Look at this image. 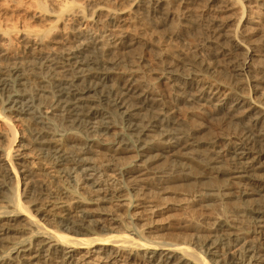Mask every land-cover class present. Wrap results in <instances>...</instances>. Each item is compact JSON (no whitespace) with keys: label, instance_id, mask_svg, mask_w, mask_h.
Wrapping results in <instances>:
<instances>
[{"label":"bare ground","instance_id":"bare-ground-1","mask_svg":"<svg viewBox=\"0 0 264 264\" xmlns=\"http://www.w3.org/2000/svg\"><path fill=\"white\" fill-rule=\"evenodd\" d=\"M10 1L46 23L0 14V264H264V0ZM179 192L221 206L194 246L145 229Z\"/></svg>","mask_w":264,"mask_h":264},{"label":"rangeland","instance_id":"rangeland-1","mask_svg":"<svg viewBox=\"0 0 264 264\" xmlns=\"http://www.w3.org/2000/svg\"><path fill=\"white\" fill-rule=\"evenodd\" d=\"M88 5H92V3L87 2ZM19 13L18 18L16 19L17 23H27L33 27H40L46 23V20L43 16L38 15L34 12V10L26 9L25 7L19 8L17 11L15 7H12V3L10 0H0V14L5 15L7 18H14V13ZM13 13V15H11ZM34 15L32 16V14ZM68 32V37H72L73 33L71 31V28ZM67 37V38H68ZM70 40V39H69ZM22 44L18 40L14 43L13 50L19 51L21 50ZM36 84V83H35ZM35 89H38V85L35 86ZM36 91V90H35ZM48 103L46 102L44 104V107H47ZM49 111V109H47ZM18 131V139H23L29 136L28 131L25 129V124H20L17 126ZM31 158L27 157V160ZM36 166V164H33V167ZM69 165H67V168ZM69 170V169H67ZM65 170L61 172V174L57 175L54 181H49L48 186L50 190H54L56 184L67 186L68 184H72V182L69 181V178H67L68 171ZM56 180L58 183H56ZM34 182H32V185ZM38 190L40 192H43V182L39 184ZM22 188V186H21ZM80 192L83 193V196L92 197L95 192H88L86 188H81L80 186ZM202 190V189H200ZM195 190L196 191H200ZM187 195H185L184 192H179L177 194H158L157 196L147 198L148 205L151 206V210H148L145 212V215L147 217L148 224L145 226L146 230H150L148 232V237L150 239H155L157 241L161 242H173V243H191L188 238V234L191 232V230L186 229L182 227V219L183 218H192L194 220H200L205 219L206 221L212 222L216 217L221 215V206L219 205H213L211 202H194V201H188L186 199ZM227 214L231 215L233 213L231 205H229L226 209ZM94 212V211H93ZM121 216L126 217V211L125 208H122L121 210ZM254 215V214H251ZM243 227L248 226V231L246 233V236L251 238L252 242L258 244L264 251V238L260 237V234L254 233L255 231V222L253 219L248 217V221H245L243 224ZM259 237H256L258 236ZM16 240V237L10 236L7 242H4L3 245H11ZM192 246L195 244L191 243ZM197 248V247H196ZM4 247H0V250H3ZM223 251V250H221ZM165 253V252H164ZM142 254L143 250L141 249H133L130 252L129 251H118L113 254V258H110V261L104 260V259H93V264H142ZM172 255V254H170ZM178 256V254H176ZM175 255V256H176ZM210 257V256H208ZM91 259V258H90ZM161 264L160 259H157L155 264ZM21 264V263H20ZM217 264H228V262L225 259H222Z\"/></svg>","mask_w":264,"mask_h":264}]
</instances>
